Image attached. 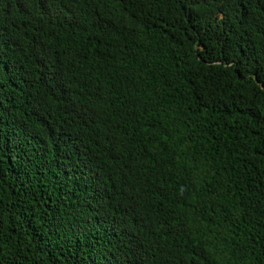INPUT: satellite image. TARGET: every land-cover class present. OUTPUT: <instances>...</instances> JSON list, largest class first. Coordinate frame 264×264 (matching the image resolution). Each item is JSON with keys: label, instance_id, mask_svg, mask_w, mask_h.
Here are the masks:
<instances>
[{"label": "trees", "instance_id": "obj_1", "mask_svg": "<svg viewBox=\"0 0 264 264\" xmlns=\"http://www.w3.org/2000/svg\"><path fill=\"white\" fill-rule=\"evenodd\" d=\"M0 264H264V0H0Z\"/></svg>", "mask_w": 264, "mask_h": 264}]
</instances>
